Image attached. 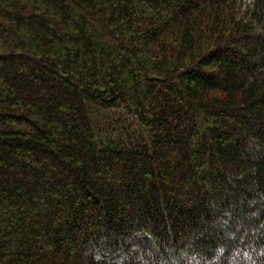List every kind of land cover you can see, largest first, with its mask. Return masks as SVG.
<instances>
[{"label":"trees","instance_id":"1","mask_svg":"<svg viewBox=\"0 0 264 264\" xmlns=\"http://www.w3.org/2000/svg\"><path fill=\"white\" fill-rule=\"evenodd\" d=\"M0 264H264V0H0Z\"/></svg>","mask_w":264,"mask_h":264},{"label":"rangeland","instance_id":"2","mask_svg":"<svg viewBox=\"0 0 264 264\" xmlns=\"http://www.w3.org/2000/svg\"><path fill=\"white\" fill-rule=\"evenodd\" d=\"M91 116L97 137L104 144H129L146 138L141 124L122 110H104L93 107Z\"/></svg>","mask_w":264,"mask_h":264}]
</instances>
